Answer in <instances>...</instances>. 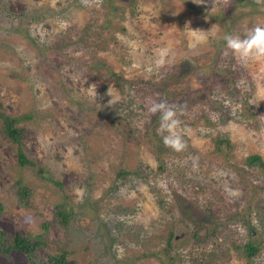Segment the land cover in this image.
I'll list each match as a JSON object with an SVG mask.
<instances>
[{"label":"rangeland","instance_id":"obj_1","mask_svg":"<svg viewBox=\"0 0 264 264\" xmlns=\"http://www.w3.org/2000/svg\"><path fill=\"white\" fill-rule=\"evenodd\" d=\"M258 24L264 0H0V107L26 115L22 146L46 173L19 167L0 132V228L42 238L44 260L63 248L87 264H264V168L244 164L264 161V59L210 48ZM195 63L203 77L183 76ZM154 99L176 106L184 151L164 146ZM0 264L30 263L10 248Z\"/></svg>","mask_w":264,"mask_h":264},{"label":"trees","instance_id":"obj_2","mask_svg":"<svg viewBox=\"0 0 264 264\" xmlns=\"http://www.w3.org/2000/svg\"><path fill=\"white\" fill-rule=\"evenodd\" d=\"M112 1V0H108ZM242 1V0H237ZM113 8H117V6H113ZM122 8V6H121ZM32 16V15H31ZM117 30L124 31V27L120 24L116 25ZM113 37V34L111 35V38ZM224 36L218 37L216 40H213L211 42L210 48H214L213 52V59H216L215 55H218L219 47L216 42L219 41V45H222L224 41ZM210 51V49H209ZM200 57V56H197ZM195 61H200V59H196ZM211 62L207 63L208 65ZM215 65V61H213L210 64L211 66ZM207 65L204 64V67H201L198 63H195L191 69L183 72V76H187L189 74H194L196 77H203L202 74H200L197 70L198 68L201 69V71H205ZM233 77L232 75L235 74L234 70L227 71ZM173 77H183L181 73L176 72V74L172 75ZM186 98V97H184ZM186 101V99H181V102ZM26 115L20 114V115H11L7 112H5L2 107H0V132H2L7 139L13 144L14 149V155L16 164L23 168L27 166H31L32 168L36 169L40 175L43 177L46 175L44 166L39 165L35 163L26 153L25 149L22 146L21 143V133L24 131V127L22 125H19V121L21 119H24ZM244 164L251 166V167H263L264 168V161L261 159L260 155L257 153H250L247 154L244 158ZM127 171L124 167H119L116 169V176H120L122 174H125ZM47 176L46 178H48ZM25 178V177H24ZM23 176L18 175L14 179L13 182V188H14V195L21 205H28L30 203L29 196L32 192V187L27 183V180L24 179ZM58 183V181H55ZM53 215L55 217V220L58 223H61L63 225H66L69 220V215L71 213V208L68 204V202L64 200H60L53 205ZM3 205L0 202V212H2ZM167 247H169V238L166 240ZM44 244V241L42 238L38 236H29L28 234H22L19 231L15 230L13 233H6L0 228V253H5L10 248H17L21 252L24 253L26 256L28 262L30 264H38V262H42V264H87L83 262H78L74 257L68 256L67 251L63 248L56 249L54 251H48L46 252V260H44L38 253L37 249L39 247H42ZM166 247V248H167ZM243 251L246 255V257L252 256L256 250V245L251 241L248 240L242 244Z\"/></svg>","mask_w":264,"mask_h":264},{"label":"clouds","instance_id":"obj_3","mask_svg":"<svg viewBox=\"0 0 264 264\" xmlns=\"http://www.w3.org/2000/svg\"><path fill=\"white\" fill-rule=\"evenodd\" d=\"M193 2L196 4H203L205 0H193ZM227 2H230V0H227ZM223 39L227 49L231 50V52L242 61H247L249 59H264V25L258 24L253 26L243 36L225 34ZM95 89L93 95L96 98L97 93ZM107 95L111 97V99L108 100L109 105H115L119 102V98L113 93L110 85L107 90ZM148 110L153 115L159 114L160 122L157 131L162 136L164 146L176 152L184 151L187 144L179 130L181 122L177 118L176 106L165 100L154 99ZM74 191L82 198L83 189L78 188ZM117 251L118 258H120V250L117 249Z\"/></svg>","mask_w":264,"mask_h":264}]
</instances>
